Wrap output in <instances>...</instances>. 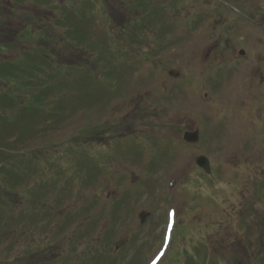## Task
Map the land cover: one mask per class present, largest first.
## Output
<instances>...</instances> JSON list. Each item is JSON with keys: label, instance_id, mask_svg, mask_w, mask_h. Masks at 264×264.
<instances>
[{"label": "rangeland", "instance_id": "1", "mask_svg": "<svg viewBox=\"0 0 264 264\" xmlns=\"http://www.w3.org/2000/svg\"><path fill=\"white\" fill-rule=\"evenodd\" d=\"M0 4V264H264V0Z\"/></svg>", "mask_w": 264, "mask_h": 264}, {"label": "water", "instance_id": "2", "mask_svg": "<svg viewBox=\"0 0 264 264\" xmlns=\"http://www.w3.org/2000/svg\"><path fill=\"white\" fill-rule=\"evenodd\" d=\"M175 76H177V74H174ZM184 140L188 143H197L199 140V133L198 131L195 132H186L184 135ZM197 164L198 166H200L201 168H204L208 173H210L211 169H210V165H209V161L207 158L204 157H200L197 159ZM149 216L148 213L143 212L141 214V221L144 222L146 220V218Z\"/></svg>", "mask_w": 264, "mask_h": 264}, {"label": "flooded vegetation", "instance_id": "3", "mask_svg": "<svg viewBox=\"0 0 264 264\" xmlns=\"http://www.w3.org/2000/svg\"><path fill=\"white\" fill-rule=\"evenodd\" d=\"M239 36V37H238ZM242 39V31H240V33L239 34H237V33H235V32H232V37H230V38H228V39H226V43H225V45H224V47H229L230 46V44H227V42L229 41V40H231L232 41V43L231 44H233L234 42H235V40L236 39ZM220 40H222V39H220ZM219 44V43H218ZM227 45V46H226ZM221 49L223 48V47H220ZM224 49V48H223ZM245 54H246V51H245V49H240L239 50V55L240 56H245ZM261 94H263V93H261Z\"/></svg>", "mask_w": 264, "mask_h": 264}, {"label": "trees", "instance_id": "4", "mask_svg": "<svg viewBox=\"0 0 264 264\" xmlns=\"http://www.w3.org/2000/svg\"><path fill=\"white\" fill-rule=\"evenodd\" d=\"M0 186H1V185H0ZM7 192H8V191H6V193H7ZM1 195H2V192H1V190H0V197H2Z\"/></svg>", "mask_w": 264, "mask_h": 264}]
</instances>
